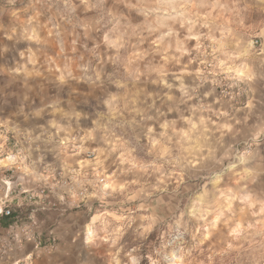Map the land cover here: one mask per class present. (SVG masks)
<instances>
[{"label":"rangeland","instance_id":"374dc122","mask_svg":"<svg viewBox=\"0 0 264 264\" xmlns=\"http://www.w3.org/2000/svg\"><path fill=\"white\" fill-rule=\"evenodd\" d=\"M173 2L197 5L194 27L167 21L181 39L192 28L184 55L173 37L153 43L167 28L150 32L156 14L124 0H0V100L37 113L42 137L14 140L15 153L45 188L21 208L0 178V207L17 211L7 225L0 214V264L31 239L53 248L38 221L80 209L111 264H264V76L239 52L261 43L264 0ZM0 129L8 175L14 143Z\"/></svg>","mask_w":264,"mask_h":264},{"label":"crops","instance_id":"0c3cea01","mask_svg":"<svg viewBox=\"0 0 264 264\" xmlns=\"http://www.w3.org/2000/svg\"><path fill=\"white\" fill-rule=\"evenodd\" d=\"M246 24V30L249 32L247 33L248 35L252 32L259 31V26L257 29L255 21L249 15ZM260 30L258 34L262 35V39L259 47H255L252 50L251 46L245 45L239 52H246L249 57V62L252 60L255 63H260V67L258 68L262 70L264 76V24ZM259 69H256V71ZM14 99L16 97L0 100V123L6 131H9L13 140L12 142L14 143L12 147H8L9 150L7 152L9 154L7 159L11 163L9 167L10 172L8 175H4L2 170H0V178L6 183L12 179V189L8 192L7 201L12 203L13 206L17 205L23 208L28 202L29 194L35 195L33 203L37 204L42 201L40 189L43 185L41 179H44V175H35L32 172L24 170H22L24 172H21L19 170L20 166L25 164L27 159L30 161L31 159L28 153L21 152L22 155L15 153L18 148V143H15V141H23L28 146H31V143L36 141L34 140L36 136L41 138L42 134L41 130H39L41 128L39 127L40 125L36 124L33 120V115L36 116L37 113L30 111L25 103L19 104L16 102L17 99ZM39 132V135H34ZM29 139L30 142H28ZM35 145L36 143H34ZM11 155L12 159H10ZM38 160L40 159L38 158ZM24 191L30 192L24 193ZM84 212L85 210L83 209L78 210L77 214L62 211L54 221H46L45 219L38 221L39 227L49 226L51 228V231L57 236L58 242L55 243L53 248L38 249L33 248V242L31 240L25 241L22 248L13 250V255L10 254L7 262L4 264H10L15 258L24 256L28 250L30 251L31 264H111L110 256L102 255V253L97 254L95 249L91 248V240L87 235V231H85L88 222L84 216H81ZM16 213L17 211L13 210L10 218H16ZM1 220L3 222L5 218ZM4 224L7 225V223ZM9 228L13 229V226L9 224ZM38 231H34V234L36 237L41 238L39 237L40 231Z\"/></svg>","mask_w":264,"mask_h":264},{"label":"clouds","instance_id":"9594fccd","mask_svg":"<svg viewBox=\"0 0 264 264\" xmlns=\"http://www.w3.org/2000/svg\"><path fill=\"white\" fill-rule=\"evenodd\" d=\"M124 4L129 14L135 12L136 15L143 16L145 18L153 13L156 14L154 26H148V30L150 32H158L161 28H167V31L155 40H153V43L159 44L164 40L165 37H173L176 39V51L180 52L181 55H184L188 52V49L185 47L184 42L196 38L191 34L192 28L189 27L187 30L188 35H184L181 39L179 29L175 28V25L169 26L167 24V21L171 20L178 22L181 28H183L186 24L194 27L195 21L190 18L194 14L190 12V9L197 7V5L178 4L174 3L173 0H153L151 5L141 3L139 2V0H136V2H134V0H124ZM108 14L110 16L114 15V13H112L111 11H109ZM124 18L127 19V16H125ZM199 19L200 17L197 16L196 20ZM117 23H119V18H117ZM202 26L206 27L207 25ZM132 35H138L136 29H133ZM105 40H107V36H105ZM61 79H63V76H61ZM120 86L124 87L125 85L121 83ZM111 90L115 91V87H113ZM112 99L113 96H111L110 99L102 101L101 108L110 109L112 106ZM145 119H148V117H145Z\"/></svg>","mask_w":264,"mask_h":264},{"label":"built area","instance_id":"2783aa9c","mask_svg":"<svg viewBox=\"0 0 264 264\" xmlns=\"http://www.w3.org/2000/svg\"><path fill=\"white\" fill-rule=\"evenodd\" d=\"M257 42V41H255ZM62 144H65L64 141L61 142ZM10 159H12V155L10 156ZM101 181H103V178H101ZM11 184H12V181H9L8 184H7V189L8 190H11ZM45 191V188H41L40 189V193H41V196H43V193ZM30 191H24V193H29ZM34 195V194H33ZM32 194H30L28 197L29 198H32L34 197ZM79 196H83L84 195V191H79L78 193ZM0 214L2 216H12V211L10 208L8 207H0ZM22 234L26 236V238L28 239H31V235H30V232L28 229L24 228L22 229ZM18 240H19V234H18ZM31 240H34V248H40L41 246V241L39 240H36V239H31ZM51 241H55V237H51ZM54 243V242H53ZM21 245V244H19ZM31 259V256L30 254H27L23 259H17L13 262V264H30L29 261Z\"/></svg>","mask_w":264,"mask_h":264},{"label":"trees","instance_id":"16d2710c","mask_svg":"<svg viewBox=\"0 0 264 264\" xmlns=\"http://www.w3.org/2000/svg\"><path fill=\"white\" fill-rule=\"evenodd\" d=\"M11 216H3L2 218H5V221H3V223H8L11 222L12 219L10 218ZM4 220V219H3Z\"/></svg>","mask_w":264,"mask_h":264}]
</instances>
